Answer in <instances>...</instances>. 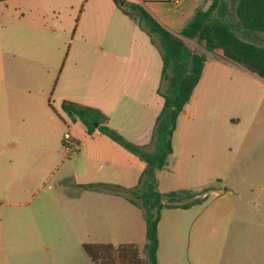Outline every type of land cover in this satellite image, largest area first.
<instances>
[{"label":"rangeland","instance_id":"374dc122","mask_svg":"<svg viewBox=\"0 0 264 264\" xmlns=\"http://www.w3.org/2000/svg\"><path fill=\"white\" fill-rule=\"evenodd\" d=\"M115 7L122 13L113 0L1 2L0 76L11 77L12 86L25 76L52 88L61 68L72 61L97 59L104 52L111 59L123 58L110 50L99 51V45L105 49L123 45L133 55L142 53L147 69H152L161 56L156 34L153 42L138 27L135 41L126 45V23L119 21L122 14L110 16ZM130 24L138 23L132 19ZM254 41L264 45V34ZM196 43L189 44L194 52L199 51ZM216 60L205 69L197 92L198 110L185 124L193 134L182 144L179 129L168 163L156 171L159 190H205L200 196L206 197L187 209L162 211L157 264H264V83ZM59 95L54 93L50 102L62 115ZM185 145L189 149L182 148ZM55 194L57 202L65 203L59 191ZM108 202L102 199L111 214ZM43 235L50 250L37 258L13 257L12 264H93L82 244L129 241H139L141 264H149L144 234L127 215L121 226L56 224L44 226Z\"/></svg>","mask_w":264,"mask_h":264},{"label":"crops","instance_id":"0c3cea01","mask_svg":"<svg viewBox=\"0 0 264 264\" xmlns=\"http://www.w3.org/2000/svg\"><path fill=\"white\" fill-rule=\"evenodd\" d=\"M5 1L8 0L0 3ZM128 1L140 2L163 27L176 33L198 8L209 4V0ZM118 13L121 12L115 7L110 16L118 17ZM121 14L119 21L126 23L123 38L127 45L128 41H135L139 25L131 26V17ZM184 42L189 47L196 40L184 38ZM97 47L99 51L110 50L123 58L111 59L104 52L97 59L72 61L61 68L52 88L46 87V82L37 84L25 76L15 80L12 86L11 77L0 76V264H12L13 257L16 260L37 258L42 251L50 250L44 246L43 228L56 224L89 226L92 222L95 227L121 226L127 215L142 237L144 234L142 245L146 243L142 210L120 190L137 184L145 163L97 129L89 133L79 119H71L63 110L64 114L60 115L52 107L50 97L57 92L60 106L63 100H70L99 109L107 117L106 125L151 151L150 139L163 103L159 93L163 85L162 59L160 56L156 66L147 69L142 53L133 55L123 45L118 49ZM144 47H148L147 42ZM198 48L203 50L200 45ZM217 58L233 65L238 72L255 75L264 83L244 66L223 59L220 49L209 53L200 79L177 117L171 137L173 149L179 129L182 144L193 134L188 133L185 124L198 110L197 92L205 69ZM66 134L69 138L65 141ZM184 147L189 149L187 145ZM85 184L95 186L83 187ZM57 191L65 203L56 201ZM103 198L107 202L111 199L108 202L111 214L102 204ZM138 242L132 243L138 246Z\"/></svg>","mask_w":264,"mask_h":264},{"label":"trees","instance_id":"16d2710c","mask_svg":"<svg viewBox=\"0 0 264 264\" xmlns=\"http://www.w3.org/2000/svg\"><path fill=\"white\" fill-rule=\"evenodd\" d=\"M113 1L125 15L137 20L139 27L153 42V34L157 36L164 89L159 90L163 103L152 132V150L126 140L117 130L106 125L107 117L97 108L70 100H63L61 108L71 119H79L87 132L97 129L145 163L137 184L120 190L124 197L142 210L146 257L149 264H157V225L161 211L187 209L206 197L200 196L205 190L161 192L158 189L156 171L167 164L172 152L171 137L177 117L189 101L209 53L216 49L222 51L223 59L244 66L264 80V45L254 41L259 34H264V0H209L208 6L198 8L178 33L163 27L140 3L122 0L123 4L119 5L121 0ZM249 37L253 40L245 39ZM184 38L195 39L203 50L194 52ZM82 247L93 264H141L138 246L132 242L117 245L84 243Z\"/></svg>","mask_w":264,"mask_h":264},{"label":"built area","instance_id":"2783aa9c","mask_svg":"<svg viewBox=\"0 0 264 264\" xmlns=\"http://www.w3.org/2000/svg\"><path fill=\"white\" fill-rule=\"evenodd\" d=\"M68 138H69V136L66 134L64 137L65 141L68 140Z\"/></svg>","mask_w":264,"mask_h":264},{"label":"water","instance_id":"95a60500","mask_svg":"<svg viewBox=\"0 0 264 264\" xmlns=\"http://www.w3.org/2000/svg\"><path fill=\"white\" fill-rule=\"evenodd\" d=\"M94 125L97 126V123H95Z\"/></svg>","mask_w":264,"mask_h":264}]
</instances>
